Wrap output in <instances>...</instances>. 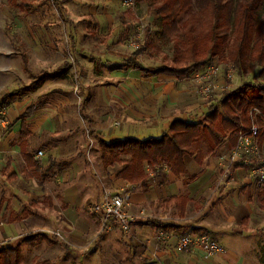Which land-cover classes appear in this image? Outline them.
I'll return each mask as SVG.
<instances>
[{"label":"rangeland","instance_id":"obj_1","mask_svg":"<svg viewBox=\"0 0 264 264\" xmlns=\"http://www.w3.org/2000/svg\"><path fill=\"white\" fill-rule=\"evenodd\" d=\"M28 3L30 12L26 13L25 9H13L8 5L7 0H0V69L10 70L7 76L6 72L2 73L1 79L5 76L13 79L12 88L32 80L21 69L20 53L28 57V68L35 78L42 77L57 67H63L65 63L72 66L71 69H67L68 73L71 72L72 80H61L59 86H52L62 93H60L62 97L66 93L64 96L66 108L62 115L63 126L58 134L65 141L62 143L63 153L74 156L77 154L80 164H86L84 168L78 166L80 174L75 180L73 179V184L81 187L88 184L100 194L101 199L86 211L91 214L93 206L103 199L105 193L114 195L122 190L126 191L121 185L114 189L108 187V183L114 180V176L122 166L115 164L108 169L103 167L101 150L98 146L99 134L104 137L107 131H118L121 126H125L123 124H129L130 121L135 120L136 113L142 112L140 107L144 110L148 107L150 111L151 95L153 100L156 84H174L173 88L178 90L177 83L173 80L158 79L157 82L155 80L145 82L137 77L138 74L133 76L130 74L131 70L121 61L130 57L138 47H142L144 53L138 58L140 64L145 68L160 69L159 58L146 54L148 50L146 41H153L167 55H170V50L156 41V17L147 11L145 3L134 5L130 0H28ZM194 9L197 10L195 5ZM94 24L95 34L91 36L88 34V27ZM221 58L215 56L202 69L192 73L185 80L186 93L191 101L201 103L197 113L204 112L209 105L217 104L226 91L238 90L246 83L264 85V76L258 75V69L242 77L236 68L227 65L221 61ZM213 62H216L217 71L210 76L207 71ZM9 64L13 67L12 70ZM96 70L100 72L98 77ZM201 87H207L208 91L201 93ZM148 89L153 90L152 93L149 91L147 96H141ZM119 95L123 98L119 99ZM104 98L107 100V106H104ZM142 99L143 103L140 102ZM52 104L55 106L50 109H56L51 114L53 117L51 121L54 122L57 108L60 109L65 104L59 103L58 100L52 101ZM21 105L22 103L15 101L7 108L12 110L14 108L18 112ZM153 105L156 109L157 103L154 102ZM7 108L0 109V117L7 123L6 128H0V138H3L8 131L7 126L13 123L12 115ZM118 108L123 110L119 111ZM157 111L159 113V109ZM187 115L192 116L193 112L189 110ZM152 119L150 117L151 122ZM136 120L138 122L134 124L135 129L147 126L145 116L144 119ZM233 130L234 127L230 126L227 134ZM69 131L75 133L69 134ZM48 138L49 136L44 135L36 136L31 142L32 145L38 146L41 140ZM200 148L205 155L210 153L205 146L201 145ZM258 150L262 155L264 146L259 147ZM40 151L43 152V156L38 158L41 161L46 154L45 150L40 149ZM224 156L222 152L215 153L214 158L218 163L215 162L216 159L208 161L207 169L212 171L211 182L216 187L219 186L218 179L221 176L220 179L233 180L234 165L230 167L229 175H226L224 171L227 161ZM251 168L248 166L246 169L252 172ZM253 177L255 178L254 175ZM147 203L131 204L129 208H125L127 214L136 219V223L128 233H122L117 227L105 230L98 224L91 234L71 239L69 234L57 227L54 219L48 218L45 221L48 226L42 229L39 225L33 224L39 223L37 218L31 220L32 224L26 222L20 225L18 233L28 232V235H32L43 232L46 236L34 237L30 241L19 240L11 246L14 248L15 244L18 245L21 251V264L45 262L49 264H201L202 262L212 264L214 260L221 258L222 255L209 258L200 250L198 251L201 253L186 252L188 258L185 259L178 257L180 252L176 243L184 236L182 233L189 232L188 237L196 235L193 224L201 222L199 220L201 209L190 207L189 212L180 218L172 207L163 210L158 205L149 206ZM146 220L168 222L176 225L178 229L181 227V230L164 235L146 227H138L137 222L142 223ZM230 220L233 223V220ZM208 235L223 247L213 233ZM196 253L198 255H195ZM261 260L264 258H260V263L264 264Z\"/></svg>","mask_w":264,"mask_h":264},{"label":"crops","instance_id":"obj_2","mask_svg":"<svg viewBox=\"0 0 264 264\" xmlns=\"http://www.w3.org/2000/svg\"><path fill=\"white\" fill-rule=\"evenodd\" d=\"M95 28V24L88 27V34L93 36ZM133 54L134 52L130 57L121 61L126 68L131 70L130 74L133 76L138 74L137 77L145 82L149 80L157 82L158 79L173 80L177 83L178 90L173 88L174 84H156V94L160 95L155 94L153 100L151 95L150 111L148 107L146 110L140 107L142 112L136 113L139 116L134 115L135 120L130 121L129 124H123L125 126H121L118 131H107L104 133V137L99 134V148L102 144L108 145L126 139L140 141L158 139L167 131L171 122L178 119L194 121L206 114L209 107L212 106L209 105L204 112L197 113L201 103L191 101L186 93L185 80L177 82L167 76L146 77L140 71L126 65V61ZM139 56L137 57L138 62ZM19 58L23 73L32 79L29 83L12 88L13 79L6 77L10 70L0 69V109L7 108L15 101L22 103L18 112L14 108L13 110L7 108L12 115L13 123L7 126L8 131L3 138H0V248L11 246L27 236L28 232L20 234L18 231H20V225L26 222L32 224V219L38 218L39 223L33 224L39 225L42 229L44 226H48L45 224L48 218L54 219L57 227L69 234L71 239L87 236L95 231L98 224L101 226V218L98 215L86 212L92 204L101 199L99 192L88 184L82 187L73 184V179L75 180L80 174L78 166L84 168L86 164H80L77 154L74 156L63 153L62 143L65 141L58 134L63 126L62 115L66 108L64 103L66 93L62 97V93L56 91L57 88L52 86H59L61 80L71 81V72L68 73L67 69H71L72 66L65 63L63 67H57L42 77L35 78L28 68V57L24 53H20ZM11 65L9 64L12 70ZM149 70L154 72L159 69ZM107 72L109 73V70ZM2 73L6 75L3 79H1ZM95 73L96 77L100 75L97 70ZM149 91L152 93L153 90L148 89L145 93L141 94L140 92V94L147 96ZM122 98V95H119V99ZM56 100L65 105L60 109L57 108L55 120L52 122L51 114L56 109L51 110L50 108L55 106L52 101ZM103 101L104 106H107V100L104 98ZM140 102L143 103V99ZM154 102L157 103L156 109L153 105ZM30 108L31 111L28 113ZM118 110L123 109L118 108ZM189 110L193 112L192 116L187 115ZM48 112H50L49 115H47ZM144 116L147 126L135 129L134 124L138 122L136 119H144ZM150 117L153 118L152 122ZM230 126L233 125L229 121H222L223 141L220 145L211 148L204 140L197 149L198 157H184L185 174L179 178H175L165 169L163 179H155L150 174L147 182L148 188L144 189L140 185H130L121 181L116 177L117 175L113 180L110 175L112 182L108 183V187L114 189L121 185L126 188V191L131 194L128 208L131 204L141 205L148 202L149 206L158 205L163 210L172 207L180 218L189 212L190 207L201 209L199 219L201 222L193 224L194 233H213L224 247L221 258H217L212 264H261L260 258L264 254V208L259 206L258 185L252 172L246 168L233 169L235 183L233 180L220 179L221 176L218 179L219 186L216 187L211 182L212 171L207 169L209 159L211 161L216 159L214 158L215 153L222 152L227 155L231 150L228 147V137L231 133L227 134ZM73 133L75 132L69 131V134ZM43 135L49 136V138L41 140L38 146L32 145L31 139ZM201 145L205 146L210 153L205 155L201 151ZM40 149L45 150L46 154L41 161L38 159L43 156ZM38 152L42 153L41 157L38 156ZM129 160V157L124 158V161ZM215 162L218 163V160ZM171 199H178V203L171 202ZM164 203L168 204L165 206ZM230 219L233 220V223ZM173 226L176 227V225ZM138 227H146L155 231L153 228L139 224ZM180 230L181 227L179 229L176 227L170 232ZM42 234L45 233L42 232ZM160 234L165 235V233ZM182 234L188 236L189 232ZM195 252L201 253L198 250ZM185 253L180 252L178 257L180 259L188 258V254Z\"/></svg>","mask_w":264,"mask_h":264},{"label":"trees","instance_id":"obj_3","mask_svg":"<svg viewBox=\"0 0 264 264\" xmlns=\"http://www.w3.org/2000/svg\"><path fill=\"white\" fill-rule=\"evenodd\" d=\"M130 1L134 5L146 4L147 11L156 17V41L170 50V55H167L153 41H146V54L159 58L161 63L158 71L151 72L137 61V57L144 53V49L138 47L126 61V65L144 76H167L182 82L215 56H221V61L236 68L242 77L250 75L256 69L259 70V76H264V0ZM7 3L13 9L22 8L26 13L30 12L28 0H7ZM29 111L31 108L27 112ZM255 111L259 114L254 115ZM223 120L234 126L228 137L230 149L235 147L237 141L233 132L237 129L247 131L252 121L258 132V146H264V85L246 83L238 90L224 92L217 104L209 107L202 117L194 121L175 120L158 139H126L108 145L102 144L101 162L104 168L121 165L116 177L144 189L148 188L150 174L155 179H163L165 169L179 178L185 174L184 157H198L197 149L201 142L205 140L211 148L222 143ZM128 157L130 160L124 161ZM257 166L264 164L256 161L255 167ZM233 168L247 166L236 163ZM257 185L259 206L264 208V183ZM171 202L178 203V199H171ZM167 204L164 203L165 206ZM137 224L165 234L176 229L173 225L158 220H146ZM45 236L36 233L25 236L20 241ZM15 245L14 248H0L3 251L0 252V264H21V251ZM261 258H264V254ZM261 262L264 263V260Z\"/></svg>","mask_w":264,"mask_h":264},{"label":"built area","instance_id":"obj_4","mask_svg":"<svg viewBox=\"0 0 264 264\" xmlns=\"http://www.w3.org/2000/svg\"><path fill=\"white\" fill-rule=\"evenodd\" d=\"M215 63L216 62H213L212 65L210 64L207 71V74L210 76H213L217 71ZM207 91V87H201V93L204 94ZM258 114L257 111L254 112V115ZM6 125V120L0 117V128L4 129ZM257 133V128L253 121L247 131L237 129L233 132L237 141L235 147L225 155L226 157L224 156L227 161V166L224 171L226 175H229L231 166L240 163L247 167L251 166L252 174L255 176L256 181L259 184L264 183V166L255 167L256 161H260V163L264 164V156H262L258 150ZM41 155L42 153L38 152V156ZM129 203L130 193L127 191L122 190L114 195L105 193L103 199L93 206L92 212L101 218L103 229L110 230L112 227H117L122 233H128L131 227L136 223L135 217L127 214L125 211ZM176 247L179 252L200 250L209 258L221 255L224 252L221 244L213 240L206 233H199L194 237L183 236L178 239Z\"/></svg>","mask_w":264,"mask_h":264}]
</instances>
